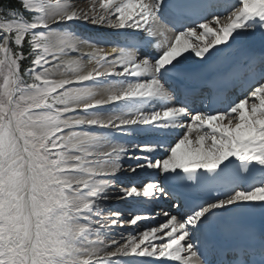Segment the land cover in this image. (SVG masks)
I'll list each match as a JSON object with an SVG mask.
<instances>
[{
  "label": "snow or ice",
  "instance_id": "6c2138e0",
  "mask_svg": "<svg viewBox=\"0 0 264 264\" xmlns=\"http://www.w3.org/2000/svg\"><path fill=\"white\" fill-rule=\"evenodd\" d=\"M0 264H264V0H0Z\"/></svg>",
  "mask_w": 264,
  "mask_h": 264
},
{
  "label": "bare ground",
  "instance_id": "6f19581e",
  "mask_svg": "<svg viewBox=\"0 0 264 264\" xmlns=\"http://www.w3.org/2000/svg\"><path fill=\"white\" fill-rule=\"evenodd\" d=\"M127 182V181H126Z\"/></svg>",
  "mask_w": 264,
  "mask_h": 264
}]
</instances>
